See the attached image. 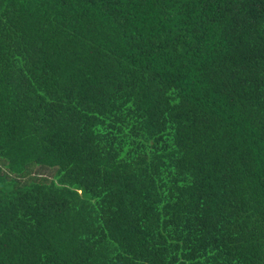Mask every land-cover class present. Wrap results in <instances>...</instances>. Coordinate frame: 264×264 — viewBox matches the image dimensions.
<instances>
[{
    "label": "trees",
    "instance_id": "trees-1",
    "mask_svg": "<svg viewBox=\"0 0 264 264\" xmlns=\"http://www.w3.org/2000/svg\"><path fill=\"white\" fill-rule=\"evenodd\" d=\"M0 264H264V0H0Z\"/></svg>",
    "mask_w": 264,
    "mask_h": 264
},
{
    "label": "rangeland",
    "instance_id": "rangeland-1",
    "mask_svg": "<svg viewBox=\"0 0 264 264\" xmlns=\"http://www.w3.org/2000/svg\"><path fill=\"white\" fill-rule=\"evenodd\" d=\"M36 172H40L41 174H44L48 177H51L54 174L53 168H46V167H38L36 169Z\"/></svg>",
    "mask_w": 264,
    "mask_h": 264
}]
</instances>
